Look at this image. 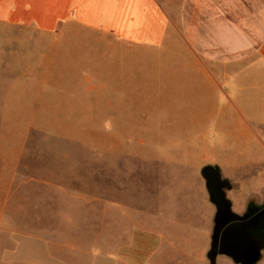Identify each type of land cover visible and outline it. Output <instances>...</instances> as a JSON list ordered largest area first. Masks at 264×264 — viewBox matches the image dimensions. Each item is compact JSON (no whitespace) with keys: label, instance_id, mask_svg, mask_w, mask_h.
<instances>
[{"label":"crops","instance_id":"0c3cea01","mask_svg":"<svg viewBox=\"0 0 264 264\" xmlns=\"http://www.w3.org/2000/svg\"><path fill=\"white\" fill-rule=\"evenodd\" d=\"M0 25L73 38L48 47L57 55L43 60L29 81L30 86L41 81V88H22L19 104L6 84V115H89L93 105L87 96L72 93L111 71L118 83L132 82L123 88L133 101L152 103L156 117L146 122H152L151 133H164L171 142L173 133L199 131L198 139L188 138L180 161L191 165V154L206 151L195 174L208 205L198 213L209 231L200 233L206 241L200 254L186 248L178 264H194V259L210 264L217 208L202 175L205 167H218L229 182L233 212L244 214L252 202L264 204V0H0ZM175 37L182 43L180 60L120 62V40L159 48L172 45ZM52 89L60 95H50ZM38 93L45 97L33 96ZM180 106L192 110L182 113ZM215 117L218 127L230 129L224 132L230 135L226 144L221 136L219 141L206 134ZM28 143L11 136L0 141V264H120V201L104 194L93 174L43 173L42 157L29 151ZM225 148L229 159H217V151ZM163 158L170 163L171 157ZM133 238L134 250L125 255L166 264L165 246L172 239L164 231L154 228ZM127 256L121 258L130 260Z\"/></svg>","mask_w":264,"mask_h":264},{"label":"rangeland","instance_id":"374dc122","mask_svg":"<svg viewBox=\"0 0 264 264\" xmlns=\"http://www.w3.org/2000/svg\"><path fill=\"white\" fill-rule=\"evenodd\" d=\"M86 39L93 43L97 39L102 40ZM71 40L73 38L68 36L60 39L40 34L31 26L0 25V141L8 136L17 140L27 139L28 150L39 152L42 157L38 165L43 173L93 174L94 184L101 185L104 194L120 201V209L123 210L120 211V264H148L147 258L141 263L143 256L127 255L133 252L130 249L133 248L131 245L134 235L145 231L149 234V230L154 228L164 231L172 239L165 246L168 256L166 264H178V259L184 260L182 253L186 248L199 255L200 249L206 245L205 239L200 238V233L204 230L207 234L209 230L198 210L208 205L197 188L201 183L195 172L206 151L193 153V156L191 154V165H183L180 161L181 151H186L189 145L188 138L198 139L199 134L197 136L196 132L199 131H190L189 134L173 133L171 142L164 133L161 137L151 133L152 122H146L155 119L153 112L156 110H153V105L147 98L133 101L129 91L123 88L132 84L128 78L118 83V78L109 71L99 81L79 85L78 92L72 94L87 96V101L93 105L88 109L89 115H67L64 118L5 114L6 84H10L9 95L16 97L19 104L22 88L27 89L29 81L33 79L31 72L42 67L43 60L57 55L48 52V47L55 44L67 45ZM173 40L175 42L172 45L165 44L159 48L134 46L120 40V62L180 60L183 55L181 39L175 37ZM188 56L185 53L186 59H190ZM31 62L40 63L37 65ZM38 83L30 88L40 89L42 82ZM226 89L228 91V86ZM49 94L55 96L60 95V92L52 89ZM24 96L28 97V94L24 93ZM33 96L45 97L41 93ZM140 96L148 97L146 94ZM222 105H225L224 101ZM181 106L180 111L192 110ZM113 111L118 114H112ZM98 112L101 115L96 114ZM163 116L165 118L167 115L164 113ZM217 117L212 120V126L206 134L219 141L221 136L226 144L230 135L224 132L230 133V129L218 127ZM224 118L227 121L229 119L227 114ZM107 125L114 127L107 128ZM156 157L158 162L152 161ZM163 157H171L170 163L163 162ZM215 157L229 159V150H218ZM247 183L254 187L256 182ZM133 222L144 229H139ZM16 254L20 255L19 251ZM122 256H127L130 260L126 257L124 260ZM59 263L75 264L76 261ZM193 263L199 264L196 259ZM216 264L236 263L228 256L219 255ZM258 264H264V257Z\"/></svg>","mask_w":264,"mask_h":264},{"label":"water","instance_id":"95a60500","mask_svg":"<svg viewBox=\"0 0 264 264\" xmlns=\"http://www.w3.org/2000/svg\"><path fill=\"white\" fill-rule=\"evenodd\" d=\"M202 175L217 208L208 253L210 264H216L219 255L228 256L236 264H258L264 252V204L252 202L244 214H237L227 197L229 182L221 178L219 168L207 166Z\"/></svg>","mask_w":264,"mask_h":264}]
</instances>
